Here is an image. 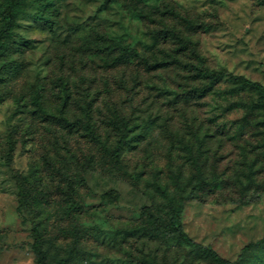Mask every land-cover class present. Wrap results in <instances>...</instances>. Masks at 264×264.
Returning <instances> with one entry per match:
<instances>
[{
  "label": "rangeland",
  "instance_id": "374dc122",
  "mask_svg": "<svg viewBox=\"0 0 264 264\" xmlns=\"http://www.w3.org/2000/svg\"><path fill=\"white\" fill-rule=\"evenodd\" d=\"M154 4L160 14L142 20L126 2L28 0L17 18L12 48L0 58V264H37L34 220L43 221L54 264H215L174 233L149 239L138 231L152 198L160 217L182 205L185 230L222 257L264 264V102L224 94L231 75L264 85V0ZM40 11L53 15V26ZM84 27L95 42L103 33L141 52L191 46L179 65L199 64L189 58L194 48L199 66L222 81L204 97L187 95L188 71H148L138 59L114 66L106 52L81 46ZM10 62L16 72L6 70ZM90 102L103 140L116 144L114 122L130 128L119 164L68 122L84 118ZM18 173L31 192L26 213ZM202 180L209 186L192 194ZM112 190L116 201L104 196Z\"/></svg>",
  "mask_w": 264,
  "mask_h": 264
},
{
  "label": "trees",
  "instance_id": "16d2710c",
  "mask_svg": "<svg viewBox=\"0 0 264 264\" xmlns=\"http://www.w3.org/2000/svg\"><path fill=\"white\" fill-rule=\"evenodd\" d=\"M158 0H106L108 5L113 2L118 3H127V5L136 12L142 20L151 19L153 15L160 14V8L156 3ZM28 6V0H5L4 2H0V58H4L10 52L11 47V39L13 37L14 29L17 24V18L20 14H22L26 7ZM172 13V12H171ZM36 16L38 19L43 20L48 25L53 26L55 20L51 13H47L45 11L37 12ZM102 24V23H99ZM86 30V27H84ZM93 31V30H92ZM102 31V30H101ZM102 33V32H101ZM177 35H173V39H177ZM81 46L85 47V49L90 52V54H105L107 56H112L113 60H115L114 66H119L121 64L130 63L132 60L138 59L141 61V64L148 71H159V70H167L169 68H174L176 71L186 70L191 75L186 76L187 78L193 80L192 85L189 86L186 93L187 95L204 97L207 95L209 91H212L215 87V84L222 81V74L205 65V67H200L199 64L204 63V58L198 54L197 51L193 50L189 54V58L194 62H198L199 64L192 63L191 67H181L180 60L183 56H185L186 51H190L192 47H180V48H171L170 52L166 50H152L148 52L145 50L141 52L139 48L135 45L127 44L123 40H115L108 38L105 34H100V43L95 42L92 39V34L90 30H86V32L80 35ZM107 42L105 45L104 42ZM192 41H187L190 43ZM92 44H97L98 46L92 49ZM193 44V43H191ZM89 48V49H87ZM98 49V50H97ZM186 57V56H185ZM140 63V62H139ZM12 63L6 65L7 71L16 72V67H12ZM181 68V69H178ZM231 80L229 81L233 87L230 90L224 92V94H241L242 92L254 93L259 96L261 102H264V85L248 79L242 75H231ZM1 80V75H0ZM36 104L43 107V103L40 98L37 99ZM264 105V103H262ZM92 105L91 102L84 106V118L77 119L76 122H69L70 125H81L84 126L89 133L90 137L97 142L100 143L102 147L103 153L107 155L110 159V162L113 164H119L121 160V152L127 142L128 132H130L129 126L125 125L122 127L120 124L113 123L115 130H117L118 134H116L117 141L115 145H112L107 140H103L100 133L98 132L97 126L94 125L93 114H92ZM111 137V136H110ZM10 156L13 157V152L10 153ZM27 176L18 173L15 175V181L18 188V209L20 212H29L31 209L30 202V189L27 186ZM209 186L207 181L202 180L199 185H195L192 188V194H197L200 190L205 189ZM167 188L163 189V192L166 194ZM104 196L112 201H116L118 192L116 190L108 191L104 194ZM174 199V198H172ZM153 203L151 205H147L143 208L141 213L140 221L142 224L139 226L138 231L143 236L149 237V239H155L159 234L171 232L174 233L177 239L182 243L189 247H191L196 253L204 255L208 260L212 261L215 264H234L233 261L222 257L215 249H213L209 245H205L197 240H195L184 228L182 222V205L171 203L170 205V215L167 217H160L156 215V206L155 199L152 198ZM78 208L77 210H80ZM74 212V211H73ZM71 211L70 214L72 215ZM31 234L33 237V246L34 252L36 255L37 264H54L49 259V253L47 250V240L45 238V232L43 229V221L42 220H34L31 227ZM264 241V240H263ZM256 243H250L246 245L244 248L249 249L252 248ZM57 264H65L64 261H59Z\"/></svg>",
  "mask_w": 264,
  "mask_h": 264
}]
</instances>
